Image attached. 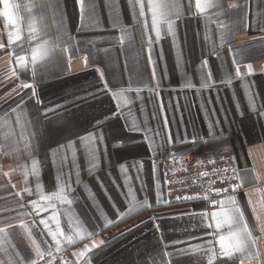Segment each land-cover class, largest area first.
Listing matches in <instances>:
<instances>
[{
    "label": "crops",
    "instance_id": "crops-1",
    "mask_svg": "<svg viewBox=\"0 0 264 264\" xmlns=\"http://www.w3.org/2000/svg\"><path fill=\"white\" fill-rule=\"evenodd\" d=\"M207 2L212 7L198 13L195 0H177L181 15L176 22L179 47H173L169 36L153 46L152 57L160 77L159 97L150 94L147 88L141 94L142 99H137L135 93L128 94L125 120L113 117L116 105L105 91L96 68L103 70L104 79L112 90L127 87L129 81L134 86L150 83L155 87L147 52L148 36L154 37V33L144 29L145 20L150 25L151 13L145 9V17H139L137 24L128 0H82L81 21V8L76 0H9L16 23L8 24L0 16V45H3L0 47V227L18 225L19 221L10 217H15L19 211L31 212L28 202L38 199V181L46 195L59 190L61 181L57 177L63 174L60 166L65 155L68 167L64 170L71 167V153H66L61 146L71 141L75 143L80 169L78 185L74 170L72 176L75 189L72 196L76 202L71 206L57 202L66 234H71L70 217L73 222L76 218L84 221L92 231L105 222L101 214L114 218L115 209L126 210L129 185L138 201L147 198L151 205L115 226L96 229L95 239L106 243L95 249L94 255L89 254L92 264H207L202 250H181L206 246L208 240L218 239L206 235L214 231L206 227L207 221L188 215L208 210L199 202H163L166 191L162 163L191 151L210 152L229 147L234 152L237 169L247 168L250 173L238 201L255 240L253 250L259 252L260 259L245 260V264H264V226L261 225L264 221V117L258 115L264 106V31L261 30L264 28V0ZM50 3L55 7H50ZM112 5L118 6L121 26L129 30L123 45L119 42L120 28L112 27ZM217 20L224 25L222 31ZM32 27L37 29L38 41L28 39ZM17 32L20 41L15 40ZM10 34L12 44H9ZM44 41H47V55L33 66L31 48ZM234 54L241 61L242 73L246 72L245 65H252L254 74L244 81L235 77ZM20 55L28 58L26 68L19 67L17 56ZM205 59L212 71L214 87L200 90L203 74L208 71L201 68ZM226 78L232 80L230 87L220 82ZM186 80L196 87H184ZM22 83L33 85L37 96H32V88H21ZM161 101L165 105L164 116L169 121L171 142L164 129V116L160 115ZM133 122L142 131H130L128 125ZM209 122L214 125L212 136ZM97 129L102 130L104 140L103 144L96 143L99 165L90 172L91 158L80 137ZM194 136L197 137L195 142ZM184 137L187 140L181 142ZM33 160L39 162L38 180L31 174ZM137 163L143 164L140 179L132 167ZM121 165L128 168L131 180L127 183ZM25 187L34 194L29 196L23 191ZM18 192L21 196L16 195ZM158 192L163 194L159 203ZM20 203L26 205L25 209L19 208ZM50 212L51 209L40 216L33 213L25 219L29 223L36 219L38 224L39 219ZM42 227L33 228L32 238L51 243L46 233L41 235ZM220 231L226 235L227 226ZM16 232L20 235L11 233L0 237L3 247L11 250L10 246H14L21 256L34 257L35 250L27 232L19 227ZM174 241L181 243L174 244ZM91 242L88 238L77 240L65 244L63 250H69L77 264L73 253ZM41 247L47 249L48 246L41 243ZM0 259L9 257L0 251ZM224 259L215 264H223ZM229 264H239V261H229Z\"/></svg>",
    "mask_w": 264,
    "mask_h": 264
},
{
    "label": "snow or ice",
    "instance_id": "snow-or-ice-1",
    "mask_svg": "<svg viewBox=\"0 0 264 264\" xmlns=\"http://www.w3.org/2000/svg\"><path fill=\"white\" fill-rule=\"evenodd\" d=\"M0 3L3 4V10L0 11V16L4 17L8 24H15L16 20L13 17V12L9 6V0H0ZM77 5L81 8V21H83L84 7L82 4V0H76ZM129 7L132 9L133 14L137 17V24H139V17H145V9L151 13L150 25L147 20L144 21V29H150L151 33H154V37L152 35L148 36L147 39V52H148V62L152 66V79L156 82L155 87H153L150 83L144 85L134 86L131 81L127 87H120L118 90H112L108 87L107 81L104 79V72L101 68L97 67V74L100 76L101 82L104 85L105 91H107L115 105L116 112L113 113V117L119 116L123 117L127 120V117L124 116V108L129 105V97L128 94L135 93L137 99H142V92L145 88L147 91L159 97V88H160V77L156 70V61L152 57L153 46L159 45L161 40L166 36L171 37V42L173 47L178 48L177 40V21L181 19L180 15V5L177 3V0H128ZM137 5H139V12L137 13ZM50 7H55L53 4H49ZM191 6V5H190ZM239 5H235L234 7H238ZM212 7L211 4L205 0V3L202 4L201 0H195V9L198 13H203L207 8ZM118 6L112 5L110 11V19L112 22V27L120 28L121 35L119 37V42L121 45L124 44L126 37L129 34V30L122 27L120 23V14L117 11ZM217 24L219 25L221 31L224 28V25L221 21L217 20ZM264 31V28L261 29ZM221 44L223 45L225 37L223 32L221 34ZM29 41L39 40L38 32L35 27H32L30 30V34L28 37ZM15 40L20 41L21 36L19 32L15 35ZM13 43L12 35H9V44ZM71 43V39L68 41ZM47 41L43 43L37 42L35 46L31 48V63L33 66L36 65L37 61L43 59L48 52L46 47ZM3 47V45H0ZM23 50V49H22ZM231 52V48L229 49ZM219 56V53H217ZM180 54L178 53V61ZM28 58L24 55L17 56V61L19 67L26 68L27 67ZM85 63H87V58H85ZM233 65L235 67V77L245 80L247 76L253 75V68L251 64H247L244 67L246 68V72H241V61L237 58V55H233ZM202 69H208V71L204 72L199 89H209L214 87L213 83V75L212 71L208 68V61L202 60L201 62ZM33 75H35V67L33 68ZM225 85V87H230L232 80L231 78H226L220 81ZM21 88L27 89L32 88V96L36 97V89L33 85L29 83H22L20 85ZM184 87L188 89L195 88L196 86L191 82L186 80L184 83ZM250 96L252 95L251 91L248 93ZM151 99V95L149 97ZM41 101L37 98V103ZM23 103V102H21ZM19 107V105H18ZM59 107V106H57ZM252 107L255 109V105ZM129 112L131 108H128ZM165 105L163 101L160 102V115L164 116ZM12 111H15L13 109ZM46 111H52V109H47ZM243 113H241L242 115ZM154 113V117H155ZM260 117H264V106H262L261 110L258 112ZM219 123L218 121L216 122ZM169 121L166 116H164V129L168 131ZM128 129L130 131H142V129L133 122L128 125ZM209 135H214V125L212 122H209ZM148 139V137H146ZM202 139V138H200ZM104 136L103 132L100 129H97L96 132L88 133L86 136L80 137V141L85 145L88 150V154L91 158V167L89 171L95 170L99 165V159L97 155V147L96 143L99 141L100 144H103ZM172 135L171 132L168 131V141L171 142ZM187 140V137H184L181 142ZM193 142L197 140V137L192 138ZM61 149H64L66 153H71V167L68 171L64 169L68 167L67 164V155L61 161V170L63 174L57 177L58 181H61L59 184V190L54 191L49 195H46L44 191L41 189L39 181L37 182L36 192L38 193V199H32L28 203L31 205V212L29 211H19L15 217H10V219H16L19 221L18 225L9 224L7 228L0 227V237L5 234L16 233L17 227L23 229L27 232L29 238L31 239V244L35 250V256H29L25 258L21 256L18 251H15L14 246H10L11 250L3 247V242L0 241V251L3 252L4 256L9 257V259H0V264H40L41 261H44L45 264H52V260H45V256L52 257L54 259L53 253L51 251L53 245L55 247L56 253H61L63 251V246L65 244H73L77 240H84L85 238L90 239L91 245L85 244L84 247L73 253V255L77 258V264L82 260L83 264H92L91 256L89 254H95L94 250L101 248L106 242L104 240H97L95 236L98 235L96 229H107L109 227L115 226L117 223L124 220L126 217H129L133 213H136L141 208L151 207L147 198L143 201H138L136 199L135 192L131 185L128 186L127 191V208L126 210H114V218H107L106 215L101 214L105 220L102 224V227L98 224L95 230L89 231L90 226L87 225L84 221H81L79 218H76L75 222L70 217L68 220V227L71 230V234H66L61 226L60 212L57 209V202L61 205H73L76 200L75 197L72 196V193L75 191L73 187V170L75 174V184H79V164L76 161V147L74 142H69L67 145H62ZM57 149L56 151H59ZM208 165H212V172L201 171L198 173L199 177H211L215 175L221 183L228 182L227 187H216L212 188L211 186L216 183L215 180L209 179L207 181L208 187L203 188L202 193H196L193 195H185L176 197L177 201L185 200L190 201L194 199L207 201L208 204L212 206H218L219 211H202L200 213L192 212L189 213L191 217L199 216L201 221H207V228H214V231L206 233V235L218 237L215 240H208L205 245L195 246L190 249H182L181 251H197L198 249L202 250V256L206 257L207 264H215V262L221 258H226L223 261V264H229V261H239V264H245V260L255 261L260 259V254L258 251H254L255 240L252 236V231L247 222L245 212L243 207L240 205L239 201L235 193L242 187H244L247 182V177L250 175L249 170L245 169H237L235 166L229 168H217V162L214 159L209 158L207 160ZM204 165L203 161H198L197 166L202 167ZM137 172V179H140L139 173L143 170V164L137 163L132 165ZM122 172L125 174L126 183L131 180V177L127 175L128 168L125 165L120 166ZM157 169V164L153 162V173L155 174ZM186 170V169H185ZM231 172V175H225L228 172ZM39 162L33 160L31 165V174L39 178ZM142 182V181H141ZM156 186L159 188V179L156 180ZM29 196H32L34 193L32 189L25 187L23 189ZM231 192V194H229ZM215 195L217 199H212V195ZM17 196H21V193H16ZM91 195V193H90ZM163 197L161 192L157 193V202L159 203ZM164 203H170V201L164 199ZM251 203V202H250ZM26 205L24 203L19 204L20 209H25ZM51 209L49 215L41 217L38 221L36 219H32L31 223L25 219V217L32 216L33 213L35 216H40L41 213H47ZM255 208H253V212L255 213ZM38 225H42L41 235L47 234L48 237L51 238V243L47 240H43L38 242L33 237V228L38 227ZM261 225L264 226V221H261ZM227 226L228 232L227 234H221V229ZM158 229V225H157ZM41 243L47 245V249L41 247ZM174 244L181 243L180 241H174ZM218 244V248L216 245Z\"/></svg>",
    "mask_w": 264,
    "mask_h": 264
},
{
    "label": "built area",
    "instance_id": "built-area-1",
    "mask_svg": "<svg viewBox=\"0 0 264 264\" xmlns=\"http://www.w3.org/2000/svg\"><path fill=\"white\" fill-rule=\"evenodd\" d=\"M209 158L214 159L217 162V168L230 169L233 166L236 167L234 152L229 147L216 149L210 152L191 151L183 156L172 157L163 161L162 173L165 184L166 199L170 201V203L199 202L204 205L208 211L219 210L218 206H212L204 200H176V197L178 196L202 193L203 189L201 185H203V188H207V181L209 179L216 181V183L211 186L212 188L228 186V182L221 183L215 175L210 178L199 177L198 173L201 171L212 172L213 166L207 164ZM198 161H203L204 165L202 167L197 166ZM225 175L230 176L231 172L229 171ZM243 190V188H240L235 193L237 200L239 193ZM229 194H231V192ZM212 199H217V197L213 194ZM51 251L54 259L46 255L45 260L51 259L52 264H73V256L69 250H63L61 253H56L55 247H52ZM40 264H45V262L41 261Z\"/></svg>",
    "mask_w": 264,
    "mask_h": 264
},
{
    "label": "trees",
    "instance_id": "trees-1",
    "mask_svg": "<svg viewBox=\"0 0 264 264\" xmlns=\"http://www.w3.org/2000/svg\"><path fill=\"white\" fill-rule=\"evenodd\" d=\"M19 96V95H18ZM73 264H74V260H73Z\"/></svg>",
    "mask_w": 264,
    "mask_h": 264
}]
</instances>
